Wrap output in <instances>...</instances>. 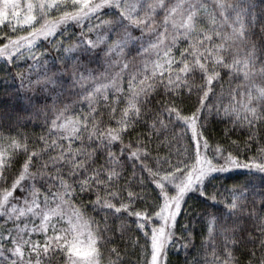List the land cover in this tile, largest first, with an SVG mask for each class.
I'll return each instance as SVG.
<instances>
[{"label":"snow or ice","instance_id":"1","mask_svg":"<svg viewBox=\"0 0 264 264\" xmlns=\"http://www.w3.org/2000/svg\"><path fill=\"white\" fill-rule=\"evenodd\" d=\"M129 244L264 264V0H0V264Z\"/></svg>","mask_w":264,"mask_h":264},{"label":"trees","instance_id":"2","mask_svg":"<svg viewBox=\"0 0 264 264\" xmlns=\"http://www.w3.org/2000/svg\"><path fill=\"white\" fill-rule=\"evenodd\" d=\"M195 100V97H193V101ZM191 101L189 102V106L191 105ZM223 125L220 124H216V123H211L208 126L207 132L208 135H210L213 138H217L219 136H222L223 132ZM30 132H35V133H39L41 131L39 126H36L35 128L30 127L29 128ZM192 204V208L191 211L189 212V217L194 218L193 219V223L195 224L196 219L199 218L200 213H201V208L202 205H200V203L198 201H193L191 202ZM197 232H199V226H197ZM128 242V237L126 236L124 238V241H117V243L121 244V246H123L125 243ZM197 243H199V239H197L196 241ZM128 252L129 255L126 257V260L130 261L131 264H136V254H135V250L130 246L128 247ZM185 257L183 253H179L177 254L176 252H173L170 256V260H171V264H183Z\"/></svg>","mask_w":264,"mask_h":264}]
</instances>
